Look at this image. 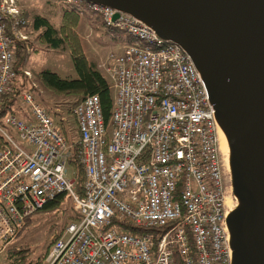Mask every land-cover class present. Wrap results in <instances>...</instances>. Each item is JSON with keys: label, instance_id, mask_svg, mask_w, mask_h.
<instances>
[{"label": "built area", "instance_id": "obj_1", "mask_svg": "<svg viewBox=\"0 0 264 264\" xmlns=\"http://www.w3.org/2000/svg\"><path fill=\"white\" fill-rule=\"evenodd\" d=\"M85 9L137 41L120 42L100 64L113 92L108 119L97 94L73 106L82 195L67 175L62 127L32 91L18 96L28 119L0 117V251L65 193L79 219L53 240L44 264H174L176 254L186 264H232L227 219L236 196L200 71L133 14L97 2ZM28 24L21 0H0V110L17 77L15 44L29 51ZM131 228L165 230L153 239Z\"/></svg>", "mask_w": 264, "mask_h": 264}, {"label": "water", "instance_id": "obj_2", "mask_svg": "<svg viewBox=\"0 0 264 264\" xmlns=\"http://www.w3.org/2000/svg\"><path fill=\"white\" fill-rule=\"evenodd\" d=\"M83 1L133 14L191 56L228 138L243 204L227 219L232 264H264V0Z\"/></svg>", "mask_w": 264, "mask_h": 264}, {"label": "rangeland", "instance_id": "obj_3", "mask_svg": "<svg viewBox=\"0 0 264 264\" xmlns=\"http://www.w3.org/2000/svg\"><path fill=\"white\" fill-rule=\"evenodd\" d=\"M72 4L73 2H66L65 0H21L23 11L29 21L28 26L24 30L28 37L29 51H27L22 69L29 72V75L25 73L20 75L18 83H23V91L29 89L30 86L34 87L33 93L36 99L52 115L54 120L61 125L67 141L75 143L78 140L76 124L72 113L67 110V107L73 103L74 98L57 97L48 89L39 86L34 76V73L48 69L62 78L77 77L69 49L66 46L56 49L48 48L37 39L38 32L34 31L31 25L33 16L41 15L58 27L61 23L62 8L72 6ZM77 32L86 55L97 63L99 71L109 82L110 79L100 67V64L104 62L110 51L121 52L120 42L125 40L137 41L125 31L108 29L101 18L91 14L82 15ZM112 94L111 90V97ZM13 107L18 116L28 119L27 113L20 106L19 97L16 98ZM67 175L70 179H74V169L69 165L67 167ZM229 175L228 171L226 176L228 177ZM239 204L240 202L236 201L234 209ZM74 214L75 211L68 197H65L57 208L35 212L18 235L0 251V264H5L6 251L9 248L27 246L29 248L28 260L31 261L42 257L53 240L59 237L65 227L71 223L70 217ZM45 257L46 255L42 259L41 264L45 263Z\"/></svg>", "mask_w": 264, "mask_h": 264}, {"label": "trees", "instance_id": "obj_4", "mask_svg": "<svg viewBox=\"0 0 264 264\" xmlns=\"http://www.w3.org/2000/svg\"><path fill=\"white\" fill-rule=\"evenodd\" d=\"M86 1L76 0L72 6H65L61 10V23L56 27L49 19L41 15H34L31 21L32 29L37 33V39L51 49L68 47L70 56L73 60L74 68L77 73L75 78H62L57 73L48 69L34 73L35 79L39 86L48 89L57 97H73V103L67 107L68 112L72 113L73 106L86 95L97 94L105 120L108 119L111 108V87L107 78L99 71L97 63L91 60L85 53L82 41L77 32V27L82 20L84 13L96 15L88 12L85 9ZM25 15V13H24ZM26 16V15H25ZM97 18L99 17L96 15ZM100 18V17H99ZM29 47V43H28ZM27 45L24 42L15 44V62L14 69L16 72L15 85L11 93L3 98L0 117H3L7 112L16 113L13 104L19 94L23 91V83L19 84V76L25 73L22 69V64L27 56ZM29 91H34V87L30 86ZM77 131V129H76ZM78 135V133H77ZM3 143V138L0 135V146ZM70 155L68 157V165L74 169V188L79 194H83L84 172L79 161V144L78 141L68 142ZM65 197L69 196L65 193L57 195L54 199L47 202L39 210H51L57 208ZM70 199V198H69ZM29 217L26 223L29 221ZM79 219V215L75 212L70 217L71 222ZM132 231L144 232L153 239L163 232L154 231L153 229H137L131 228ZM48 252V250H47ZM43 253L42 257L35 261L28 260L29 248L27 246L9 248L6 251L5 264H41L42 259L47 254ZM174 264H186L180 254H176Z\"/></svg>", "mask_w": 264, "mask_h": 264}, {"label": "bare ground", "instance_id": "obj_5", "mask_svg": "<svg viewBox=\"0 0 264 264\" xmlns=\"http://www.w3.org/2000/svg\"><path fill=\"white\" fill-rule=\"evenodd\" d=\"M218 135H219L220 147H221L222 151L224 152V156H225V165H226L228 170L232 171L231 148H230V145H229L228 138H227L224 130L222 129V127H221V125L219 123H218ZM236 201L240 202L238 207H241L243 205L242 202L237 197H236ZM229 237H230V240H231V234H230Z\"/></svg>", "mask_w": 264, "mask_h": 264}, {"label": "crops", "instance_id": "obj_6", "mask_svg": "<svg viewBox=\"0 0 264 264\" xmlns=\"http://www.w3.org/2000/svg\"><path fill=\"white\" fill-rule=\"evenodd\" d=\"M84 14H86V13H84ZM87 15H89V13H87Z\"/></svg>", "mask_w": 264, "mask_h": 264}]
</instances>
